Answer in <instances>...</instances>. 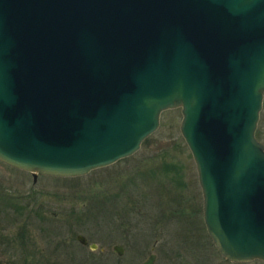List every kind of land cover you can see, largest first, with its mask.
I'll use <instances>...</instances> for the list:
<instances>
[{
    "label": "water",
    "instance_id": "water-1",
    "mask_svg": "<svg viewBox=\"0 0 264 264\" xmlns=\"http://www.w3.org/2000/svg\"><path fill=\"white\" fill-rule=\"evenodd\" d=\"M263 103L264 0H0V161L84 176L181 108L206 228L233 262H264Z\"/></svg>",
    "mask_w": 264,
    "mask_h": 264
},
{
    "label": "rangeland",
    "instance_id": "rangeland-1",
    "mask_svg": "<svg viewBox=\"0 0 264 264\" xmlns=\"http://www.w3.org/2000/svg\"><path fill=\"white\" fill-rule=\"evenodd\" d=\"M182 119L181 108L164 111L158 130L138 152L84 176L38 175L35 180L31 172L0 161V185L22 194L24 203L31 201L27 215L73 216L86 225L79 229L98 248L78 244L76 264H141L151 254L155 264H264L230 261L214 244ZM256 135L264 143V103ZM122 243L120 256L113 245Z\"/></svg>",
    "mask_w": 264,
    "mask_h": 264
},
{
    "label": "flooded vegetation",
    "instance_id": "flooded-vegetation-1",
    "mask_svg": "<svg viewBox=\"0 0 264 264\" xmlns=\"http://www.w3.org/2000/svg\"><path fill=\"white\" fill-rule=\"evenodd\" d=\"M33 177L36 180L38 175ZM2 185H0V264H76L75 251L78 244L92 250L98 248V244L93 243L87 234L79 229L80 226L86 225H79L75 217L59 218L57 214L47 216L37 214L35 217L27 215L28 207L32 205L31 201L24 203L25 197L22 194L16 192L13 194V190L6 186L3 189L5 184ZM121 225L120 223L119 228ZM79 236H83L86 243ZM93 244L97 247L93 248ZM110 244L106 242V245ZM117 248L125 250L123 243L113 245V250L118 255L120 254ZM101 249L103 252L106 250L105 247Z\"/></svg>",
    "mask_w": 264,
    "mask_h": 264
},
{
    "label": "trees",
    "instance_id": "trees-1",
    "mask_svg": "<svg viewBox=\"0 0 264 264\" xmlns=\"http://www.w3.org/2000/svg\"><path fill=\"white\" fill-rule=\"evenodd\" d=\"M258 137L260 138V135L258 134Z\"/></svg>",
    "mask_w": 264,
    "mask_h": 264
}]
</instances>
